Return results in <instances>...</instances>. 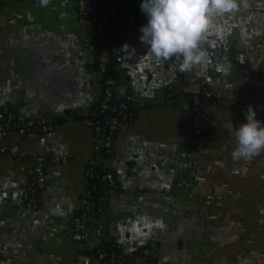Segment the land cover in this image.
Masks as SVG:
<instances>
[{
    "label": "crops",
    "instance_id": "obj_1",
    "mask_svg": "<svg viewBox=\"0 0 264 264\" xmlns=\"http://www.w3.org/2000/svg\"><path fill=\"white\" fill-rule=\"evenodd\" d=\"M25 1L0 0V109L85 116L101 92L86 29L69 0ZM146 23L141 11L113 32L116 69L139 108L103 161L119 187L106 190L96 225L74 215L95 141L84 118L35 138L0 135V264H98L81 251L101 242L126 254L155 243L157 264H264V150L234 159L236 140L225 127L246 123L250 105L264 121V0H242L217 17L220 31L201 43L204 60L186 72L182 58L148 53L139 39ZM204 85L217 100L203 107L207 132L195 135L190 94ZM172 86L185 93L174 102L165 99ZM45 157L40 203L30 209L27 179Z\"/></svg>",
    "mask_w": 264,
    "mask_h": 264
},
{
    "label": "trees",
    "instance_id": "obj_2",
    "mask_svg": "<svg viewBox=\"0 0 264 264\" xmlns=\"http://www.w3.org/2000/svg\"><path fill=\"white\" fill-rule=\"evenodd\" d=\"M124 3V8L122 11L118 12V15H123L124 13L130 12L133 14H136L138 12H141L140 5L143 2L141 0L140 4L138 6H133L131 0H120ZM71 3L72 1L69 0ZM112 27L110 30L105 31V41L104 43H109L110 41H114L117 46V51L114 55L110 57V60L107 64L106 71L103 73L102 79H100V86H101V92L96 95V97L93 99L92 104L89 108L88 113L85 116H76V115H69L68 118L65 116H57L53 123L61 124L64 122L73 121L75 119L84 118L85 121L91 122V130L94 137L97 138H104L107 136H110L111 139V145L107 146L104 142L98 146V148H94L92 146L91 153L89 156V159L86 163L85 169H84V177L86 180V185L84 187V190L80 194V206L74 211L75 217L78 219L84 220L86 225L90 224V213L91 211H94L95 214L102 213L105 210V207L107 205V198L105 196V192L108 189L111 188H117L118 180L115 172L107 168L103 165V161L106 158H109L113 153L114 148V142L116 138V134L118 129L113 130L112 132L109 129L108 120L112 117H116L118 124H129L132 123L137 114V110L139 106H135L133 102L130 100L129 94H130V87L129 85L120 79L118 71L116 69V65L119 61L120 54L118 53L119 50V43L116 39V37L113 35V32L117 28L119 24H115L112 20ZM93 40L91 39V43ZM93 63L92 66L94 69L97 70V57H98V51L96 47L94 46L91 50ZM106 77H111L114 80V85L111 89V95L106 101V104L108 106L107 109H102V102L104 100V94L102 93V89L104 88V79ZM125 86L124 93L121 92V88ZM206 92H210L209 95H206ZM185 94L182 90H178L175 86L169 87L166 90L165 99L170 102H174L180 95ZM190 97L192 101L195 103L196 108L190 112L189 115V121H192L193 119L197 118L199 119V115L201 111L203 110V107L209 103H213L217 100V98L213 95L211 90L207 85H204L199 92L191 93ZM123 105L124 109H121L119 106ZM10 112L13 113L14 118L12 119L11 123H15L18 121H25L29 117H21V115L12 107L6 106ZM113 108H116V112H113ZM2 108L0 109V111ZM121 110V113L123 114L118 115V111ZM1 122H4L1 120ZM100 127L99 134L96 133V131L93 130L94 126ZM207 132H203L199 135H204ZM44 163V168L46 166V163L48 161L47 157L42 159ZM110 173L113 179V184L110 185L109 181L104 177L105 174ZM33 175H31L27 179V183L25 186V190L29 187V185L33 182ZM35 186V198L37 199V203L39 206L40 198H41V192L44 188H37L36 184ZM86 200L89 204V207H86L82 204V200ZM26 200V199H25ZM27 201V200H26ZM96 225V223L94 224ZM152 243H148L143 247H140L133 252L126 254L123 253L122 250L118 247V245L114 242H101L96 247H94L89 252L81 251L82 253H91L94 256L97 255L98 251L103 253L104 260L101 264H108L107 260L112 254L115 257V263L114 264H157V245L155 243L154 247H151Z\"/></svg>",
    "mask_w": 264,
    "mask_h": 264
},
{
    "label": "clouds",
    "instance_id": "obj_3",
    "mask_svg": "<svg viewBox=\"0 0 264 264\" xmlns=\"http://www.w3.org/2000/svg\"><path fill=\"white\" fill-rule=\"evenodd\" d=\"M240 2L242 0H143L140 9L147 23L141 26L139 39L155 58H182L179 70L190 71L205 58L202 41L210 31H220L216 18L234 13ZM225 127L236 140L231 153L234 159H251L264 150V121L256 118L254 106L247 109L246 123L236 128L231 122Z\"/></svg>",
    "mask_w": 264,
    "mask_h": 264
},
{
    "label": "built area",
    "instance_id": "obj_4",
    "mask_svg": "<svg viewBox=\"0 0 264 264\" xmlns=\"http://www.w3.org/2000/svg\"><path fill=\"white\" fill-rule=\"evenodd\" d=\"M71 5L74 11V15L76 20L80 25H82L86 29V37H84V41L91 51L95 46L98 51L97 57V72L100 75V79L103 77V73L106 71L107 64L110 60V57L115 54L117 51V46L114 41H110L109 43H104L105 41V31L110 30L112 27V20L115 24H120L123 20L134 21L137 18L136 14L127 12L123 15H118L119 11H122L124 8V3L120 0H71ZM138 3L141 0H137ZM91 39L93 42L91 43ZM114 85V80L111 77H106L104 79V88L102 89V93L104 94V100L102 102V109L105 110L108 108L106 101L111 95V89ZM125 86L121 88V92L124 93ZM206 95H209L210 92H206ZM194 103V102H193ZM121 109H124L123 105L119 106ZM244 107V106H243ZM196 108L194 103V109ZM113 112H116V108L112 109ZM123 114L121 110L118 111V115ZM14 118L13 113L8 110L6 106L2 107L0 111V135L2 137H6L10 134H17L19 136L25 138H35L40 134H48L50 133L55 124L53 120L44 115H36L29 117L27 120L18 121L15 123H11ZM3 120L4 122H1ZM109 129L112 132L115 129H119L123 124H118L116 117L110 118L108 121ZM88 126H91V122L87 121ZM189 127L193 134L199 135L205 132L208 129L207 118L203 110L199 115V119L195 118L192 121H189ZM91 128V127H90ZM93 130L96 131L97 134L100 132V127L94 126ZM95 141L93 144L94 148H98L100 144L103 142L107 145H111L110 136L104 138L94 137ZM33 182L29 185V187L24 190V198L27 200V206L30 209H37L38 203L35 198V186L37 188H41L44 186L46 181L45 169L43 161H40L39 164L35 165L32 171ZM110 183L113 184V179L110 173L105 174L104 176ZM82 204L86 207H89L88 202L84 199L82 200ZM99 230H96V234H99ZM151 247H154V244H151ZM98 260V264H101L104 260L103 253L99 252L95 256ZM108 264H114L115 257L111 254L107 260Z\"/></svg>",
    "mask_w": 264,
    "mask_h": 264
},
{
    "label": "water",
    "instance_id": "obj_5",
    "mask_svg": "<svg viewBox=\"0 0 264 264\" xmlns=\"http://www.w3.org/2000/svg\"><path fill=\"white\" fill-rule=\"evenodd\" d=\"M28 1L29 0H26L25 3L28 4ZM95 216H96L95 212L94 211H91V213H90V224L92 226H94V224H95ZM105 237H107V234H105Z\"/></svg>",
    "mask_w": 264,
    "mask_h": 264
}]
</instances>
